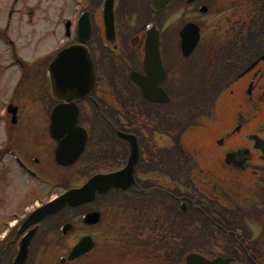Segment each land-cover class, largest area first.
<instances>
[{"label":"flooded vegetation","instance_id":"af4514ba","mask_svg":"<svg viewBox=\"0 0 264 264\" xmlns=\"http://www.w3.org/2000/svg\"><path fill=\"white\" fill-rule=\"evenodd\" d=\"M151 1L115 0L107 34L104 0H0L1 264H13L23 241L26 264H54L55 251L89 235L75 237L78 227L94 228L105 216L118 231L119 207L99 210L96 224L83 220L95 209L90 204L35 219L38 208L93 174L123 169L131 143L121 133L137 144L133 183L96 201L105 207L115 196L117 204L122 194L140 208L131 241L113 237L130 261L184 264L183 240L192 235L206 264H264V0H173L159 12ZM153 25L160 68L148 74L146 32ZM77 44L90 55L94 84L74 99L76 126L85 132L76 141L81 153L62 165L55 123H68L53 115L61 101L47 71L61 50ZM137 80L155 93L146 98ZM194 134L197 141L189 139ZM51 185L62 190L42 196L40 188ZM66 223L72 230L60 236ZM152 247L162 253L152 258ZM39 251L47 256L42 263Z\"/></svg>","mask_w":264,"mask_h":264},{"label":"water","instance_id":"95a60500","mask_svg":"<svg viewBox=\"0 0 264 264\" xmlns=\"http://www.w3.org/2000/svg\"><path fill=\"white\" fill-rule=\"evenodd\" d=\"M115 0H105L103 3L102 14L105 25V31L107 34H113V8ZM171 0H153L151 8L154 11H160L166 7ZM84 17V16H83ZM86 20V19H85ZM89 23L87 22V26ZM147 45V63L150 66L147 68L148 74L150 68H160V64L157 58V48L159 44L158 32L149 27L146 32ZM146 54V55H147ZM48 81L51 93L61 103H59L53 115L57 119H63L64 123H67L66 128H58L55 123V140L57 141L56 149V161L62 165H68L75 160L81 153V149L76 150V141L80 138H85V132L76 126L78 107L76 106L74 99H79L86 96L92 89L94 84L93 64L86 48L80 44L72 45L61 50L50 66L48 67ZM140 84L141 82L137 80ZM141 85V84H140ZM143 93L148 94L146 88L141 85ZM53 131V130H52ZM121 135L130 140L131 153L126 166L117 172L109 174H98L91 177L80 188H74L66 191L57 199L50 202L47 206L39 209L38 218L35 221L41 220L44 216L53 214L63 207L69 205L76 207L84 203L93 201L97 194L106 192L110 187L118 189H126L133 182L134 164L137 160L138 149L135 139L131 135ZM71 149L74 151H71ZM99 219L98 212L88 213L84 216V221L88 224H94ZM71 231V226L66 224L61 229V236L66 235ZM28 241L21 243V249L19 250L14 264H25L28 252ZM94 246V242L90 237H84L80 242L69 252L67 255L68 260H73L80 255L90 251ZM61 262L65 261V258L60 259ZM186 264H206L207 260L196 253H190L185 257Z\"/></svg>","mask_w":264,"mask_h":264},{"label":"rangeland","instance_id":"374dc122","mask_svg":"<svg viewBox=\"0 0 264 264\" xmlns=\"http://www.w3.org/2000/svg\"><path fill=\"white\" fill-rule=\"evenodd\" d=\"M164 17H167V20L165 22L167 26V24L172 20V17L169 16L168 13H166ZM189 139L197 141V135L196 134L191 135ZM75 179L76 177H72V182H71L72 185L76 183ZM40 190L42 191V196L51 198L55 196L56 194H58L62 189L61 187H57V186L54 187L53 185H51V186H48L47 188L41 187ZM122 198L123 196H120L119 199H122ZM100 204H104V202H100ZM94 207H98L99 210L106 209V207L96 206V204ZM116 232L118 231H112L109 228L106 216H105L104 221H101L97 226L89 230L78 227L76 233L74 234L75 237H78L79 235L87 233L90 236H92V238L94 237L95 240H97V245L87 256L78 260L75 264H107V263H111L113 258L115 259L116 254L118 258L119 256H121L120 264H135L136 262L137 264H146L142 261H130L131 256L127 255L128 252L125 249H123L122 245L121 244L117 245L116 243H114L113 237L116 234ZM145 232L148 233L147 231ZM58 252L59 254L54 259L56 261L58 257L62 254L61 250L55 251V253H58ZM38 253H41L42 259L39 261V263H42V260L47 258V256L46 254H44V251H39ZM151 264H153V262Z\"/></svg>","mask_w":264,"mask_h":264},{"label":"trees","instance_id":"16d2710c","mask_svg":"<svg viewBox=\"0 0 264 264\" xmlns=\"http://www.w3.org/2000/svg\"><path fill=\"white\" fill-rule=\"evenodd\" d=\"M184 221H190L189 222V224L190 223H192V221H193V218L192 217H189V218H186ZM185 224H184V228H189V224L188 223H186V222H184ZM185 234H186V232H185ZM188 237H190V236H188ZM191 237H192V235H191ZM190 237V238H191ZM183 247H184V250H183V253L185 254L186 252H188L189 250L187 249L189 246H190V244L192 243V241H190L189 239H187V237H185V239L183 240Z\"/></svg>","mask_w":264,"mask_h":264}]
</instances>
